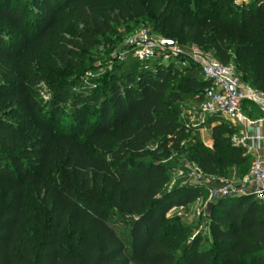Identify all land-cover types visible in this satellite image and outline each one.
<instances>
[{
  "label": "trees",
  "instance_id": "16d2710c",
  "mask_svg": "<svg viewBox=\"0 0 264 264\" xmlns=\"http://www.w3.org/2000/svg\"><path fill=\"white\" fill-rule=\"evenodd\" d=\"M234 1L0 0V264H264V202L251 195L217 199L207 238L166 215L207 199L200 185L167 188L160 159L187 140L207 175L241 177L253 160L230 122L211 127V147L181 123L187 94L200 103L211 87L198 64L123 61L104 95L99 80L70 92L37 69L80 70L125 21L128 37L148 27L193 45L264 94V3Z\"/></svg>",
  "mask_w": 264,
  "mask_h": 264
},
{
  "label": "built area",
  "instance_id": "2783aa9c",
  "mask_svg": "<svg viewBox=\"0 0 264 264\" xmlns=\"http://www.w3.org/2000/svg\"><path fill=\"white\" fill-rule=\"evenodd\" d=\"M236 4L251 2L264 3V0H235ZM193 46V45H192ZM190 52H181L177 46L174 48L163 47L159 41L152 39L148 30L137 32L130 41L127 50L119 53L118 58L123 59L129 54L139 62L153 61L161 53L164 59L187 58L199 65L202 75L211 82V87L204 94L199 104L201 119L195 127L204 124L205 115L223 116L242 119L252 123L242 114V105L248 103L258 108L264 118V94L259 93L248 85L242 83L232 65H225L215 60L211 55L199 51L193 46ZM240 139L233 137V142L238 144ZM190 179L194 184L207 189V199L204 201V210L208 201L217 199L251 195L254 199L264 202V160L254 158L249 170L241 177L223 178L207 175L194 163L188 164ZM222 181L219 186L215 183Z\"/></svg>",
  "mask_w": 264,
  "mask_h": 264
},
{
  "label": "rangeland",
  "instance_id": "374dc122",
  "mask_svg": "<svg viewBox=\"0 0 264 264\" xmlns=\"http://www.w3.org/2000/svg\"><path fill=\"white\" fill-rule=\"evenodd\" d=\"M28 4L29 0H21ZM236 4V3H235ZM146 29L149 32V35L152 39L159 41L162 39L159 35L150 31L148 27H140L138 31ZM129 31V26L125 21H120L117 24H114L112 31L105 36H100L98 38V43L94 46V48L88 53L86 59L82 62V67L80 70L73 69L67 66H59L55 68H46L45 70L42 67H38L39 73L42 75H48L50 81H55L59 79L62 82H68V88L70 92H76L78 89H92L95 88V81L101 82V87L99 91L101 94H106L107 91V82H108V75L113 71H119V67L121 65H117V63L124 62L125 65L131 63L134 58L132 55H128L123 59H119L118 55L122 51L128 49L130 41L134 38L137 32L132 36H127L126 33ZM69 36L73 35V30H69ZM177 48L181 52H190L193 48L192 45L185 44V45H178ZM201 51V50H199ZM104 56H109V61H103ZM51 56H46L44 61L48 63L50 61ZM170 59H177L181 63H186L187 61L190 62L187 58H170ZM137 60V59H136ZM169 60V59H168ZM161 62L166 63L167 60L162 57V54H157L156 58L150 63ZM122 64V65H124ZM81 87V88H80ZM39 97L49 102L51 99V94L48 89L46 82L41 81L39 84L35 86ZM187 96L190 99H194V103H197L199 107V96L197 93H188ZM189 99V100H190ZM187 100V101H189ZM186 102V101H185ZM69 101L67 102L68 105ZM183 113H186L187 109L181 106ZM192 113L201 114V111L197 109V106ZM202 115V114H201ZM183 120V118H181ZM206 123H209L213 120H225L231 123L230 117H223V116H211L205 115ZM189 127H192L188 125ZM193 128V127H192ZM197 137H199V133L196 132ZM202 139L205 140L206 134L205 131L201 133ZM201 140V139H200ZM158 142L153 141L151 142L148 147L153 149L157 146ZM192 144L190 141H186L183 143V153L182 154H175L174 152L170 153L168 159L161 158L160 163L166 166L167 173L169 175V184L167 185L168 189L174 187H180L182 185H193V181H191L189 173L190 169L188 164L192 163L189 161V146ZM100 153L105 154L106 151H101ZM148 162L159 163L157 161H153L151 159H147ZM250 165V164H249ZM244 170V169H243ZM229 177H237V175H229ZM204 201L205 199H197L195 202L190 204H185L183 206L175 207L170 209L167 212V216L177 219H185L193 229V236L200 233L207 238L208 233V221L205 217V210H204Z\"/></svg>",
  "mask_w": 264,
  "mask_h": 264
},
{
  "label": "crops",
  "instance_id": "0c3cea01",
  "mask_svg": "<svg viewBox=\"0 0 264 264\" xmlns=\"http://www.w3.org/2000/svg\"><path fill=\"white\" fill-rule=\"evenodd\" d=\"M197 106V103H194L192 100L186 101L182 103V107L187 109L186 113L181 112L180 121L181 123L185 124L186 126L190 125L194 128L196 132L199 133V137L201 141L207 147L212 146V139H211V127L218 124L220 120H213L209 123L199 125L195 127L196 122L201 119V114L192 113ZM242 114L252 123L242 120V119H235L230 118L231 124L235 126L240 139L238 145H241L245 148L246 153L249 155L250 159L259 158L264 160V118H262L261 114L258 111L257 106L251 105L248 103H244L242 105ZM183 118V120H181ZM205 131L206 138L205 140L202 139L201 133ZM237 175L235 169H231L229 174L223 176V178H228L229 175ZM238 177V176H237ZM222 181H219L214 184V186H219Z\"/></svg>",
  "mask_w": 264,
  "mask_h": 264
},
{
  "label": "water",
  "instance_id": "95a60500",
  "mask_svg": "<svg viewBox=\"0 0 264 264\" xmlns=\"http://www.w3.org/2000/svg\"><path fill=\"white\" fill-rule=\"evenodd\" d=\"M159 43L166 48H174L176 47V42L173 40H168V39H160ZM215 205V202L213 201H208L205 207V216L209 217L211 214V211Z\"/></svg>",
  "mask_w": 264,
  "mask_h": 264
}]
</instances>
